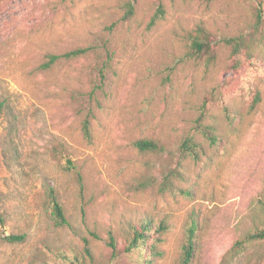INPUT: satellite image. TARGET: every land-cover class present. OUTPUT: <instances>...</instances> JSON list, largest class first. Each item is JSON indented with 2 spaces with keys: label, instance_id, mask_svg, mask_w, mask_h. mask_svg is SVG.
Instances as JSON below:
<instances>
[{
  "label": "rangeland",
  "instance_id": "obj_1",
  "mask_svg": "<svg viewBox=\"0 0 264 264\" xmlns=\"http://www.w3.org/2000/svg\"><path fill=\"white\" fill-rule=\"evenodd\" d=\"M133 5L132 15L127 7ZM153 19L156 23L151 24ZM200 28L209 54L192 50ZM246 43L238 52L231 40ZM114 54L99 103L93 58L40 65L48 54L94 47ZM0 210L5 235L0 264H46L44 247L80 246L89 230L166 219L163 259L178 264L189 217L203 226L195 264H264V243L233 250L255 225H264V0H9L0 5ZM207 123L225 137L206 145L200 162L187 160L175 183L185 194H161L157 184L176 167L177 150L191 133L204 102ZM96 108L93 137L82 134V111ZM143 138L168 151L144 155ZM203 141L201 137H198ZM66 147L71 162L54 150ZM70 168L71 171L67 170ZM54 187L70 221L47 217L43 200ZM106 262L105 242H96ZM115 264H142L137 254Z\"/></svg>",
  "mask_w": 264,
  "mask_h": 264
},
{
  "label": "trees",
  "instance_id": "obj_2",
  "mask_svg": "<svg viewBox=\"0 0 264 264\" xmlns=\"http://www.w3.org/2000/svg\"><path fill=\"white\" fill-rule=\"evenodd\" d=\"M9 0H0V5ZM134 11L133 5L127 7L128 15H132ZM156 19H153L151 24H155ZM192 50L197 54H209L211 47L209 41V33L206 29L200 28L198 35L192 39ZM229 44L234 52H238L242 47L246 46L243 39L231 40ZM107 55H103L97 48L82 47L69 50L62 54H48L44 62L40 65L42 71H53L61 64L78 61L84 58L92 57L93 62L91 68L93 71H98L100 81L96 83L90 93V101L99 103L97 92H104L106 76L104 71L111 67L113 53L107 45H105ZM5 102L0 101V121L5 112ZM209 117L208 102L201 105L198 116L194 122V126L190 134H188L180 143L177 150L176 167L164 176L161 182L155 180L142 181L136 185L137 188L146 189L157 184V188L161 194L170 193L171 195L185 194L176 183L175 179L182 178V169L187 160L200 162L206 154V145L210 147L220 146L225 137L222 136L218 129L207 123ZM96 118V108L92 105L82 111L81 130L87 140H92L93 137V121ZM201 137L203 141H200ZM133 146L139 153L144 155H162L168 151L162 141L153 138H143L134 142ZM54 156L61 163L71 162V153L64 146L54 150ZM65 168L71 171L70 168ZM44 210L47 217L54 223L57 228H69L70 221L67 216L64 204L62 203L58 192L54 187H49L45 193L43 200ZM6 218L0 210V227H4ZM169 230V224L166 219H155L154 217L143 218L137 222H129L124 229L117 233L112 227L104 229L102 232L91 229L88 234L81 239L80 246L71 247L68 249L54 250L48 246L44 247V260L46 264H115L122 257L132 256L137 254L142 264H154L157 260L163 259L165 251L163 245L165 236ZM203 226L197 215L193 214L185 229V240L182 246V252L178 264H195L200 241L203 233ZM26 240L25 235H5L0 241L9 244L22 243ZM105 242L108 251L106 262H101L98 259L95 250L96 242ZM264 243V225H255L254 228L242 236L234 245L233 250H246L253 245Z\"/></svg>",
  "mask_w": 264,
  "mask_h": 264
}]
</instances>
